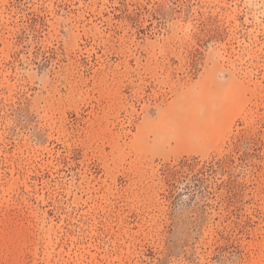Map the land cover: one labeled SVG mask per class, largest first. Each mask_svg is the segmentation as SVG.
I'll return each instance as SVG.
<instances>
[{
    "label": "rangeland",
    "instance_id": "1",
    "mask_svg": "<svg viewBox=\"0 0 264 264\" xmlns=\"http://www.w3.org/2000/svg\"><path fill=\"white\" fill-rule=\"evenodd\" d=\"M0 264H264V0H0Z\"/></svg>",
    "mask_w": 264,
    "mask_h": 264
}]
</instances>
